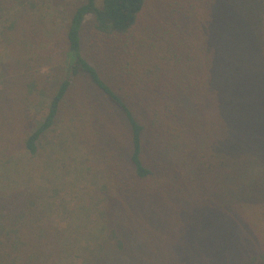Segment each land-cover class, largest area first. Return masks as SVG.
Wrapping results in <instances>:
<instances>
[{"label": "trees", "instance_id": "16d2710c", "mask_svg": "<svg viewBox=\"0 0 264 264\" xmlns=\"http://www.w3.org/2000/svg\"><path fill=\"white\" fill-rule=\"evenodd\" d=\"M32 1L0 0V264H264V0L66 4L61 49Z\"/></svg>", "mask_w": 264, "mask_h": 264}, {"label": "rangeland", "instance_id": "374dc122", "mask_svg": "<svg viewBox=\"0 0 264 264\" xmlns=\"http://www.w3.org/2000/svg\"><path fill=\"white\" fill-rule=\"evenodd\" d=\"M27 0H16L18 3L17 6L21 8L20 10H23L25 7V2ZM51 0H34L30 3L35 4V12L41 13L42 15V21L44 24H49L52 23V27L54 29L53 31V41H59V44L57 45V49H61L63 45L61 44L60 38L63 36V29L61 26L66 22L65 16L67 15V10L64 9V6L66 4L73 5L77 4L79 1L83 0H57L55 4L50 3ZM61 1V2H60ZM51 5V6H50ZM28 9V8H26ZM44 10V11H43ZM85 28L83 30V54L86 56V58L90 61H92L93 65L100 66L103 63V60L100 55H98L96 48L97 44L95 42V38L93 35V31L91 30L92 27V22L91 18L88 16L85 18ZM56 45V44H55ZM60 51V50H58ZM45 55H48L49 52L45 50L44 52ZM58 63V60L55 59V62L51 65L47 62V64H42L41 65V75H48L50 72L49 68L54 67L53 65ZM49 67H47V66ZM69 126L65 124V126H57L52 134V138L58 140L59 142L65 141L66 140V133L68 131ZM66 147V149L64 148ZM79 149L76 147L75 143L67 141L63 143V151L62 154L64 155V159L66 161V165L72 167L75 170H78L75 166L79 168L81 166V153ZM43 159H38L36 161V165L41 163ZM99 171V172H98ZM100 169H97L96 173H100ZM98 179V176H95L94 174L89 175V180L90 181H84L87 183L83 190H78L82 191L85 193H88L90 195L89 199L93 198V194L96 191V189L93 188L94 185H99L98 183H94L95 179Z\"/></svg>", "mask_w": 264, "mask_h": 264}]
</instances>
